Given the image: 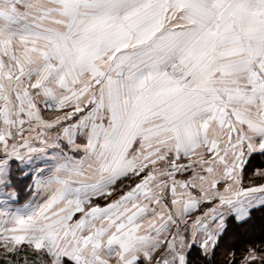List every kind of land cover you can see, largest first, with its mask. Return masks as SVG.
Here are the masks:
<instances>
[{
  "label": "snow or ice",
  "instance_id": "snow-or-ice-1",
  "mask_svg": "<svg viewBox=\"0 0 264 264\" xmlns=\"http://www.w3.org/2000/svg\"><path fill=\"white\" fill-rule=\"evenodd\" d=\"M0 264H264V0H0Z\"/></svg>",
  "mask_w": 264,
  "mask_h": 264
}]
</instances>
